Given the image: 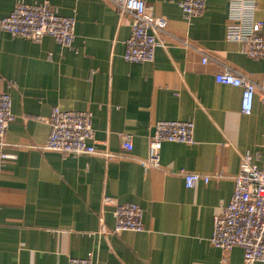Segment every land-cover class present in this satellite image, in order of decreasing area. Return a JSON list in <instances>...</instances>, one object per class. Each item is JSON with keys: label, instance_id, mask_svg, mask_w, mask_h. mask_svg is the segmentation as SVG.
Here are the masks:
<instances>
[{"label": "crops", "instance_id": "1", "mask_svg": "<svg viewBox=\"0 0 264 264\" xmlns=\"http://www.w3.org/2000/svg\"><path fill=\"white\" fill-rule=\"evenodd\" d=\"M45 1L75 20L72 48L0 32V94L14 117L0 146V264H243L240 248L224 253L209 242L241 157L260 168L264 151L260 90L246 115L241 89L214 79L228 67L264 89L263 61L226 38L229 0H205L189 20L183 0H145L167 25L147 63L123 60L131 19L107 0H0V19L17 3ZM254 19L264 36V0ZM53 108L90 112L99 154L42 150L49 126L39 119ZM157 121L193 123V143L163 142L159 167H143ZM121 135L131 136V152L121 151ZM181 171L210 179L188 189ZM105 197L140 207L143 231L113 233L111 207L101 224Z\"/></svg>", "mask_w": 264, "mask_h": 264}, {"label": "built area", "instance_id": "2", "mask_svg": "<svg viewBox=\"0 0 264 264\" xmlns=\"http://www.w3.org/2000/svg\"><path fill=\"white\" fill-rule=\"evenodd\" d=\"M119 17L127 15L131 19L130 35L124 42L123 60L128 63L152 62L156 47L163 46L159 40L166 35V21L156 17L153 9L145 0H107ZM183 17L187 20L201 16L205 11V0H183L178 4ZM256 0H229L226 24V38L240 43L250 58L263 61L264 36L261 23L254 19ZM75 20L59 16L45 1L40 4L17 3L12 11L0 19V32L12 37L38 42L43 37H51L58 45L72 48ZM209 60L203 53L202 63ZM264 70V69H263ZM220 85L241 89V112L248 115L253 107L254 96L258 90L259 100L264 103V89L257 87L250 79L236 71L224 67L214 76ZM14 117L11 112V99L0 94V146L9 124ZM49 126L44 151H54L73 156L99 154L94 145L92 115L88 111H61L53 108L49 117L41 118ZM193 123L189 121H157L148 139L147 157L140 161L143 167L158 168L160 150L163 142L193 143ZM121 151H132L130 135H121ZM106 158L107 151L100 153ZM2 159L12 156L2 154ZM186 188L190 189L199 181L208 183L210 177L199 173H179ZM233 180V192L229 203L221 209L212 221L210 244L227 253L238 247L243 252V264H264V151L262 166L252 164L249 155L241 157L239 171ZM112 208L114 226L112 232H141V209L135 204H118L114 199L103 198L99 221L103 224L105 208ZM67 264H91L90 258H70Z\"/></svg>", "mask_w": 264, "mask_h": 264}]
</instances>
